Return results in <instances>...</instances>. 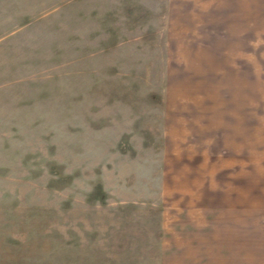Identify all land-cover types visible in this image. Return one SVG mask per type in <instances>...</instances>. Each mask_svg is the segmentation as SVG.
<instances>
[{
  "label": "rangeland",
  "instance_id": "rangeland-1",
  "mask_svg": "<svg viewBox=\"0 0 264 264\" xmlns=\"http://www.w3.org/2000/svg\"><path fill=\"white\" fill-rule=\"evenodd\" d=\"M0 264H264V0H0Z\"/></svg>",
  "mask_w": 264,
  "mask_h": 264
}]
</instances>
